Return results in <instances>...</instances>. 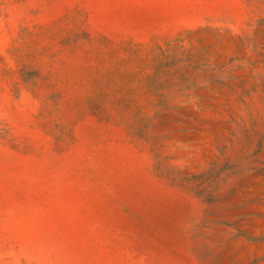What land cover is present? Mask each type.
Masks as SVG:
<instances>
[{
    "label": "rangeland",
    "instance_id": "1",
    "mask_svg": "<svg viewBox=\"0 0 264 264\" xmlns=\"http://www.w3.org/2000/svg\"><path fill=\"white\" fill-rule=\"evenodd\" d=\"M0 264H264V0H0Z\"/></svg>",
    "mask_w": 264,
    "mask_h": 264
}]
</instances>
